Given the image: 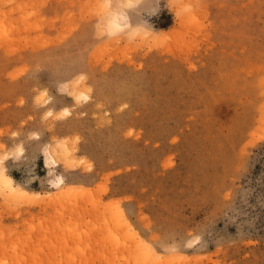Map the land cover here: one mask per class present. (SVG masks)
Wrapping results in <instances>:
<instances>
[{"label": "rangeland", "instance_id": "rangeland-1", "mask_svg": "<svg viewBox=\"0 0 264 264\" xmlns=\"http://www.w3.org/2000/svg\"><path fill=\"white\" fill-rule=\"evenodd\" d=\"M107 3L0 0V264H264V0Z\"/></svg>", "mask_w": 264, "mask_h": 264}, {"label": "bare ground", "instance_id": "bare-ground-1", "mask_svg": "<svg viewBox=\"0 0 264 264\" xmlns=\"http://www.w3.org/2000/svg\"><path fill=\"white\" fill-rule=\"evenodd\" d=\"M115 21H116V24H115V28H118L120 26V23L119 22V19L117 20V17L114 16L113 18ZM82 76L78 79V81H82ZM74 92V91H73ZM74 94V97L77 99V100H80V98L83 96V95H86V93L84 91H78V88L77 90H75V92L73 93ZM65 110H67V113L66 114H69L70 113V110L69 108H64L63 109V113L65 114ZM52 113V112H50ZM65 154H67V151L65 152ZM47 160V164L49 166H52L53 164H56L57 163V160H56V156L55 154H53V151H49L48 153V156L46 158ZM2 160H0L1 162ZM2 166L0 165V189L1 190H4L3 188H7L11 193L13 194H30V192H28L27 190H23L19 184H17L13 178V176H11L10 174L6 173L4 171L3 168H1ZM57 186H62L64 184V178L61 176L58 178V180L56 181L55 183Z\"/></svg>", "mask_w": 264, "mask_h": 264}, {"label": "clouds", "instance_id": "clouds-1", "mask_svg": "<svg viewBox=\"0 0 264 264\" xmlns=\"http://www.w3.org/2000/svg\"><path fill=\"white\" fill-rule=\"evenodd\" d=\"M153 4L160 5V0H153ZM104 7L107 9V13L101 21V25L107 29H110L109 31H107V35H118L119 33L117 31L111 30L115 28L116 24V21L113 19L112 13H118L125 7L124 0H111V3L105 4Z\"/></svg>", "mask_w": 264, "mask_h": 264}, {"label": "snow or ice", "instance_id": "snow-or-ice-1", "mask_svg": "<svg viewBox=\"0 0 264 264\" xmlns=\"http://www.w3.org/2000/svg\"><path fill=\"white\" fill-rule=\"evenodd\" d=\"M85 99H87V97H84ZM67 113V110H65V114ZM49 115H51V113H49Z\"/></svg>", "mask_w": 264, "mask_h": 264}]
</instances>
